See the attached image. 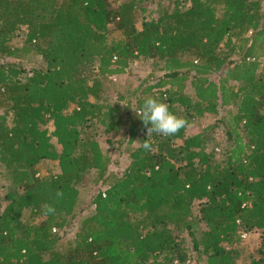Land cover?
Wrapping results in <instances>:
<instances>
[{
    "label": "trees",
    "instance_id": "1",
    "mask_svg": "<svg viewBox=\"0 0 264 264\" xmlns=\"http://www.w3.org/2000/svg\"><path fill=\"white\" fill-rule=\"evenodd\" d=\"M149 96L186 127L147 136ZM0 182V264H237L264 230V0H0Z\"/></svg>",
    "mask_w": 264,
    "mask_h": 264
},
{
    "label": "rangeland",
    "instance_id": "2",
    "mask_svg": "<svg viewBox=\"0 0 264 264\" xmlns=\"http://www.w3.org/2000/svg\"><path fill=\"white\" fill-rule=\"evenodd\" d=\"M111 1L114 3V0H111ZM115 1H119V0H115ZM19 42H21L20 39H15L13 41L14 44H19ZM35 63H36L35 59H32L31 61L26 62L25 64L26 68H29ZM150 67L151 66L149 63L145 61H141V60L131 63L129 67L127 68L126 72L120 76H117L116 81H113V83H111L112 85L109 87L110 90H112L111 93L113 94L114 98H116L118 94H123L126 90L131 91L139 83V81L142 78L146 77L150 73L151 71ZM215 121H216V118H205V120L204 119L196 120L194 123L188 126V133L192 134L196 131H200L204 125H207L210 123L214 124ZM50 129H51V126H50ZM213 135L216 141L222 144L221 147L222 146L225 147L226 135H225V131L223 130L221 126L218 127V129ZM99 140L101 142L103 149H106L108 145L105 144L104 137L99 138ZM111 154H113L112 155L113 162L111 164V169L116 172L122 173L123 169L126 167V165L129 162L127 151H125L124 154L120 153V151H115L114 153L112 151ZM216 154H217V159H222V155L220 152L216 151ZM114 160L118 162L114 163ZM54 168H55L54 164L49 163V165H47L46 167H43V171L46 170V171L53 172L55 170ZM5 184L6 182H0V197L1 198L3 197L2 192H4ZM90 186H91L90 183H86V185L82 189L83 196H86L89 193ZM263 237H264V230L259 231V232L246 233L244 237L241 236V241L236 245V247L239 250V256H238V260L236 263L237 264H249L253 258H258L259 257L258 250L261 248L260 242ZM186 242H187V246H190L189 238H186ZM187 253H188V259H186V261L182 264H202V262L197 263L196 260L193 259L192 257L193 254L190 249L187 250Z\"/></svg>",
    "mask_w": 264,
    "mask_h": 264
},
{
    "label": "clouds",
    "instance_id": "3",
    "mask_svg": "<svg viewBox=\"0 0 264 264\" xmlns=\"http://www.w3.org/2000/svg\"><path fill=\"white\" fill-rule=\"evenodd\" d=\"M140 113L139 118L146 128L147 136L156 133L163 137H170L187 125V121L171 111L168 104L151 96L143 101ZM142 147L145 151H151L152 146L149 142H145ZM54 211V208L47 207L48 213Z\"/></svg>",
    "mask_w": 264,
    "mask_h": 264
},
{
    "label": "built area",
    "instance_id": "4",
    "mask_svg": "<svg viewBox=\"0 0 264 264\" xmlns=\"http://www.w3.org/2000/svg\"><path fill=\"white\" fill-rule=\"evenodd\" d=\"M109 78H110L112 81H116L117 76H116V75H112V76H110ZM216 151H217V152H220L221 150H220L219 148H216ZM104 189H105V188H103L102 190H104ZM54 230H56V229H53V231H54ZM245 235H246V233L241 234L242 237H244Z\"/></svg>",
    "mask_w": 264,
    "mask_h": 264
}]
</instances>
